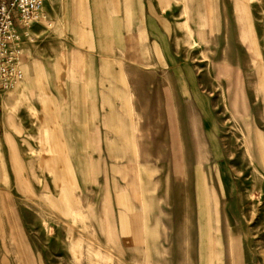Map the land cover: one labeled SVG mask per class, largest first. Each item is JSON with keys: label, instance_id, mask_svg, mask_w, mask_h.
<instances>
[{"label": "crops", "instance_id": "crops-1", "mask_svg": "<svg viewBox=\"0 0 264 264\" xmlns=\"http://www.w3.org/2000/svg\"><path fill=\"white\" fill-rule=\"evenodd\" d=\"M217 9L215 0H47L46 22L32 28L34 41L22 51V82L0 93V183H22L24 151L40 153L47 198L60 200L58 210L66 216L97 209L104 214L105 208L108 222L101 230L109 232L113 252L134 264L128 252L135 248L139 200L149 207L142 211L148 248L156 244L150 233L159 214L151 164L134 156L135 150H150L136 142V90L147 87L139 101L151 103L152 94L167 85L160 98L169 105L165 117L188 118L192 132L195 120L204 119L208 131L212 112L174 55L185 38L209 40L223 29ZM229 68L233 75L225 76L229 86L235 84L228 89L230 102H245V75L240 67ZM214 71L220 76L223 68ZM191 137L198 152V133ZM173 141L170 150H179L180 142ZM197 155L191 168L199 164ZM173 157L177 176L183 164L180 155Z\"/></svg>", "mask_w": 264, "mask_h": 264}, {"label": "rangeland", "instance_id": "rangeland-1", "mask_svg": "<svg viewBox=\"0 0 264 264\" xmlns=\"http://www.w3.org/2000/svg\"><path fill=\"white\" fill-rule=\"evenodd\" d=\"M218 6L223 29L209 40L185 38L181 53L174 55L184 73L195 78L193 90L212 112L208 131L204 119L195 120L192 132L188 118L165 117L169 105L160 98L167 85L161 94H152L151 103L139 101L148 95L147 87L136 90V142L150 150H135L134 156L151 164V191L159 214L150 233L156 244L148 248L142 211L149 207L139 200L141 212L133 218L135 248L128 252L134 264H264V172L255 169L243 146L249 124L264 141L261 98L253 89L257 68L264 72V0H215L216 10ZM238 24L245 28L252 51L243 43ZM222 62L240 67L245 75V102H230L228 89L235 84L231 88L226 72L216 76L214 71ZM247 103L251 121L241 118L239 114L247 117L243 110L237 113ZM183 110L189 105L184 103ZM195 132L198 152L191 137ZM175 138L180 149L173 151ZM175 153L183 164L177 176ZM198 153L199 164L191 168ZM42 160L40 153L24 151L22 183H0V264H127L111 249L109 232L101 230L108 222L105 208L104 214L97 209L93 215L66 216L58 210L60 200L47 198Z\"/></svg>", "mask_w": 264, "mask_h": 264}, {"label": "built area", "instance_id": "built-area-1", "mask_svg": "<svg viewBox=\"0 0 264 264\" xmlns=\"http://www.w3.org/2000/svg\"><path fill=\"white\" fill-rule=\"evenodd\" d=\"M47 0H0V93L14 91L24 78L22 51L34 41L31 30L46 22Z\"/></svg>", "mask_w": 264, "mask_h": 264}, {"label": "bare ground", "instance_id": "bare-ground-1", "mask_svg": "<svg viewBox=\"0 0 264 264\" xmlns=\"http://www.w3.org/2000/svg\"><path fill=\"white\" fill-rule=\"evenodd\" d=\"M240 27H241V31H242V36H241L242 40L244 43L247 44L248 50L252 51V44H250L251 41L249 40V37L246 34L245 28L243 26H240ZM253 57H254V59H258V56H253ZM220 65L223 68V71L226 72V75H228V76L233 75L231 69L229 68V66L227 64L222 62V64H220ZM257 69H258L257 75H256L257 77H256V80L253 84V89L255 91V94L261 98V106L263 109L262 116L264 118V72L262 71V68L258 67ZM230 87L232 88V86H230ZM239 109L243 110V111H240ZM239 111L245 113L247 117L246 118L242 117L244 115L239 114L240 113ZM237 113L241 116V118H243L245 120H250V108L248 107V103L246 105L243 104L241 106V108H238ZM247 124H249V123H247ZM246 126H247L246 127L247 133H246V135L244 134V145H243V146H245V152L247 153V155H248L252 165L255 167V169L259 168L264 172V141L262 139L261 134L257 130V128H255L251 124H249V126L248 125H246ZM213 259H214V257H213Z\"/></svg>", "mask_w": 264, "mask_h": 264}]
</instances>
